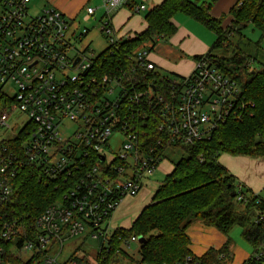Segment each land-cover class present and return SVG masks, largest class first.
<instances>
[{"label": "built area", "instance_id": "built-area-1", "mask_svg": "<svg viewBox=\"0 0 264 264\" xmlns=\"http://www.w3.org/2000/svg\"><path fill=\"white\" fill-rule=\"evenodd\" d=\"M32 1L0 0V137L10 134L0 140V264H76L61 260L63 247L84 232L100 242L96 255H118L138 238L110 234L109 221L122 198L136 196L155 171L163 158L157 150L209 139L240 117L245 100L238 84L205 56L194 60L188 76H165V85L155 80L161 75L149 45L123 54L114 69L104 68L100 54L74 45L89 31L72 30L75 19L47 2L30 14ZM120 1L101 0L99 30L110 54L137 36L118 37L111 28V7ZM97 10L85 7L83 21L96 20ZM15 112L26 117L16 120L17 130L9 124ZM112 132L120 133L117 150L108 143ZM23 169L56 182L59 193L30 224L11 208ZM242 190L238 184L235 196L246 202ZM253 259L264 264V238ZM176 264L200 262L187 257Z\"/></svg>", "mask_w": 264, "mask_h": 264}, {"label": "trees", "instance_id": "trees-1", "mask_svg": "<svg viewBox=\"0 0 264 264\" xmlns=\"http://www.w3.org/2000/svg\"><path fill=\"white\" fill-rule=\"evenodd\" d=\"M210 8L211 4L195 0H163L146 14L143 33L122 42L113 54L107 50L100 53L103 67L114 69L123 54L132 51L139 42L154 46L158 41L172 37L176 31L172 19L177 13H182L215 36L214 43L204 56L238 84L246 106L239 118H230L209 139L189 146H167L157 150L163 154L162 159L166 151L175 150H181L185 157L173 165L156 189L151 203L142 209L128 231H115L123 237L144 238L145 243L138 250L139 261L124 252L118 255L110 252L105 258L101 257L103 253L97 254V264H120L119 259H115L116 255L126 258L128 264L132 261L133 264H176L187 257L197 259L200 264H226L230 238L222 248L209 249L201 257H195L190 252L187 229L195 222L215 228L227 237L233 227L240 228L241 238L253 249L245 264H262L256 263L253 256L264 238V203L245 189L241 194L246 202L238 201L235 196L238 184L219 164L218 158L221 153L264 157V66L240 50L229 58L215 56L213 52L229 45L230 36L240 34L247 24L264 35V0H238L228 12L231 24L235 26L231 29H224L221 25L225 16L219 19L211 17ZM200 57H194V60ZM165 78L156 75L155 80L165 85ZM149 126L147 136L155 145L157 135L154 127ZM14 190L12 214L27 224L32 223L59 196L56 182H43L31 169L20 171ZM232 193L234 197H231ZM257 214L263 217L260 222L255 220ZM114 246L117 248L119 244ZM69 261L85 264L73 257Z\"/></svg>", "mask_w": 264, "mask_h": 264}, {"label": "rangeland", "instance_id": "rangeland-1", "mask_svg": "<svg viewBox=\"0 0 264 264\" xmlns=\"http://www.w3.org/2000/svg\"><path fill=\"white\" fill-rule=\"evenodd\" d=\"M71 0H67V2H70ZM207 2V4H211L212 9L211 13H217L218 18L220 16L224 15L225 17L228 16V12L231 9V7L234 5V1L230 2V0H202ZM47 2L48 4H52L50 0H33L30 5V14L35 15L36 13L40 12L42 5ZM214 2V3H213ZM93 8H98L97 13L100 15L104 10L101 8L100 4H91ZM59 11V10H58ZM84 11L80 12L78 16L75 18L72 30H79L80 32H83L85 29L89 31L87 37H85L80 43L78 41H74V45L78 49H83L87 45V48H90L95 55L100 54L102 51H104L107 48V43L104 40V38L100 34V25L97 20H90L89 22H84ZM210 15V14H209ZM211 16V15H210ZM212 17V16H211ZM68 19H72L67 17ZM214 18V17H213ZM222 27L224 29H231L235 28L234 25L231 24V20L228 19V21L225 23V21H222ZM212 37V41L210 46L214 43L215 39L214 36ZM230 42L229 45L226 44L225 48L217 49L213 52V55L218 57H225L229 58L232 56L234 52H237L238 50L246 53L248 56L253 57L256 60V63L261 64L264 66V35L253 27L251 24H247L240 32L234 33L230 36ZM140 43V42H139ZM137 44L136 48L144 47L143 44ZM149 48L151 50L150 58L157 62L158 60L160 63H158V67H156V72L161 76H169L171 75V70L169 69V66L166 65L170 58L171 49L169 46V39L166 38L162 41H158L155 43L154 46H150ZM163 62H166L163 63ZM161 65V66H160ZM176 74V73H175ZM9 93H12V89L9 90ZM16 120H19L20 122L26 121V117L21 112H15L9 120L10 126L17 130L20 126V122L16 123ZM74 125H68V129L70 130V133L73 132ZM10 136L9 133L2 135L0 137V140L2 138H8ZM121 141L120 133L119 132H112V135L109 137L108 143L110 144L111 150H117L119 144ZM109 155H106V158ZM185 154L181 150H175L174 152L166 151L164 155V159H162L156 166L155 171L147 177L139 191V193L134 196H125L122 198L120 204L114 211L110 221H109V227L108 232L110 234L113 233V231H116L117 229L128 231V229L131 227L134 220L137 218V216L140 214L142 209L146 206H148L151 203L152 197L158 188L160 184H162L164 178L167 176L168 172H170L171 168L174 164L181 158H184ZM224 157L231 158L233 157L230 154L227 153H221L219 155L220 160H222ZM198 222H195L193 224H197ZM191 224V226L193 225ZM190 226V227H191ZM189 227V228H190ZM242 231L238 227H233L231 231L229 232L230 238L233 239L235 242H242L241 238ZM86 236V232L83 234H78L75 236H72L71 238H68L63 247V253H62V261H65V259L73 257L77 260L83 261L85 264H96V252L100 248V242H98L96 239H93L92 237ZM140 245L138 243H132L128 248L122 247L121 249L124 253H126L129 257H131L135 261H139L140 255L138 254ZM99 257V256H98ZM101 257L105 258L107 256L102 255ZM115 259H119L120 264H128V261L126 258L122 256H115ZM133 264V261H132Z\"/></svg>", "mask_w": 264, "mask_h": 264}, {"label": "crops", "instance_id": "crops-1", "mask_svg": "<svg viewBox=\"0 0 264 264\" xmlns=\"http://www.w3.org/2000/svg\"><path fill=\"white\" fill-rule=\"evenodd\" d=\"M54 7L59 10L65 17L75 19L85 7H92L91 4H100L101 0H50ZM163 0H121L118 4L111 7L109 13L110 25L118 37L126 35H139L146 28L145 16L155 6L159 5ZM197 2H205L195 0ZM208 1V0H207ZM216 1V0H214ZM234 4L238 0H230ZM207 3V2H206ZM214 3V2H213ZM139 6H143L145 10H137ZM212 6L210 8V11ZM209 14L218 18L217 13ZM104 12L100 15L96 14L98 21L102 19ZM224 15L220 16L223 17ZM231 20L228 16L223 18L225 23ZM175 26V34L169 38V46L171 49L170 58L166 65L171 70V75L188 76L194 69V57L204 56L210 49L212 41L209 30L197 21L177 13L172 19ZM215 39V36H214ZM151 61L158 67L160 61ZM161 66V65H160ZM176 73V74H175ZM218 162L227 172L240 184L249 194L255 195L262 203H264V157H252L245 155L233 156L231 158L224 157ZM172 170V168H171ZM170 170V172H171ZM168 172V174L170 173ZM167 174V175H168ZM113 215V214H112ZM118 230V229H117ZM122 230V229H120ZM187 235L190 240V252L195 257H201L207 250L222 248L227 238L212 227L204 226L200 223L193 224L187 229ZM229 245V257L226 264H245L252 254V247L249 243L242 239V242H235L231 239Z\"/></svg>", "mask_w": 264, "mask_h": 264}, {"label": "water", "instance_id": "water-1", "mask_svg": "<svg viewBox=\"0 0 264 264\" xmlns=\"http://www.w3.org/2000/svg\"><path fill=\"white\" fill-rule=\"evenodd\" d=\"M231 197H234V193L231 194ZM251 216H253V214H252ZM144 243H145L144 238L139 237V238H138V244H139V245H142V244H144Z\"/></svg>", "mask_w": 264, "mask_h": 264}]
</instances>
